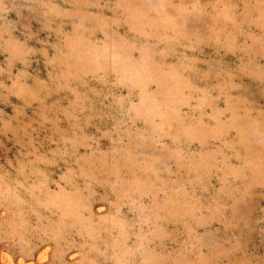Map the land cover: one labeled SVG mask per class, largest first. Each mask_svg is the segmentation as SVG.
Here are the masks:
<instances>
[{
    "label": "rangeland",
    "instance_id": "rangeland-1",
    "mask_svg": "<svg viewBox=\"0 0 264 264\" xmlns=\"http://www.w3.org/2000/svg\"><path fill=\"white\" fill-rule=\"evenodd\" d=\"M0 264H264V0H0Z\"/></svg>",
    "mask_w": 264,
    "mask_h": 264
}]
</instances>
